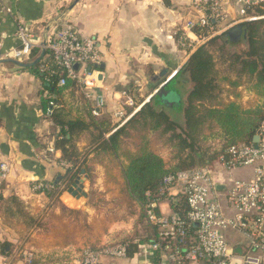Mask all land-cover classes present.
Returning <instances> with one entry per match:
<instances>
[{
  "label": "crops",
  "instance_id": "1",
  "mask_svg": "<svg viewBox=\"0 0 264 264\" xmlns=\"http://www.w3.org/2000/svg\"><path fill=\"white\" fill-rule=\"evenodd\" d=\"M223 10L224 21H214L215 28L222 31L242 23L237 22L233 3H226ZM259 10L264 13V9ZM195 16L192 0H0V44L4 50L19 46L17 31L21 27L32 34L31 41L39 49L37 56L50 28H71L81 38L96 39L101 59L90 98L78 85L53 94L45 91L34 75L21 70L26 68L0 67V164L7 168L4 176L0 171V264H27L25 253L35 255L33 264H78L76 250L100 247L99 242L88 247V236L83 240L73 231L90 225L94 217L90 182L84 170L70 180L63 178L70 164L55 148L60 128L51 115L56 110L66 119L87 123L94 118L108 119L119 127L124 125L152 95L137 99L138 95L129 93L130 82L153 74L159 83L155 91L177 75L192 52L179 46L178 36L185 34V23ZM250 16L251 20L264 18L253 10ZM96 95L104 97V106L97 107ZM91 137L92 129L74 140L76 151L87 153L88 171L96 162ZM215 170L220 172L215 177L220 184L247 182L254 174L252 167L224 170L215 166ZM76 181L82 184L86 197L69 192L76 191ZM38 185L47 188L36 189ZM218 187L216 194L220 196L226 189ZM50 189L56 190L52 197L45 194ZM227 238L234 246L244 243L238 235ZM104 263L161 261L158 257L146 261L106 258Z\"/></svg>",
  "mask_w": 264,
  "mask_h": 264
},
{
  "label": "built area",
  "instance_id": "2",
  "mask_svg": "<svg viewBox=\"0 0 264 264\" xmlns=\"http://www.w3.org/2000/svg\"><path fill=\"white\" fill-rule=\"evenodd\" d=\"M229 2L237 7V22L251 20L250 12L255 7L264 9V0H192L196 16L185 23L181 46L192 51L216 35L220 30L213 22L223 23V7ZM196 29L198 33L194 32ZM17 35L18 47L4 50L0 44V60L33 61L32 34L21 27ZM44 42L45 50L62 68L65 78L74 80L90 98L97 69H89V65L97 66L101 61L96 39L81 38L71 28L53 27ZM74 65L78 68L74 69ZM65 78L58 81L59 87L65 85ZM95 100L98 108L104 106V97L96 95ZM255 136L257 143L230 147L227 158L220 157L212 167L177 172L164 178L159 191L164 200H150L144 207L147 220L156 227L157 239L138 244L133 259L146 261L148 257H158L161 264H264V119ZM215 166L224 170L252 167L253 178L247 182L216 183L215 177L220 172ZM0 171L4 176L5 164H0ZM218 185L226 189L220 196L216 194ZM42 188L47 186L38 185L36 189ZM181 197L186 205L182 215L177 208ZM227 235L241 236L244 243L234 246ZM25 257L27 264H33L34 254L25 253ZM106 258L128 259L127 245L116 241L83 250L78 264H105Z\"/></svg>",
  "mask_w": 264,
  "mask_h": 264
},
{
  "label": "trees",
  "instance_id": "3",
  "mask_svg": "<svg viewBox=\"0 0 264 264\" xmlns=\"http://www.w3.org/2000/svg\"><path fill=\"white\" fill-rule=\"evenodd\" d=\"M253 11L259 16L264 14L259 7L253 8ZM241 27L242 35L238 42L231 41L222 33L211 37L190 54L177 75L165 86L166 91L179 96L178 101L161 95L160 91L120 127L108 119L94 118L87 123L80 119H66L62 112L56 110L51 115L55 125L60 128L55 148L61 152L62 160L70 164L63 176L65 180L72 179L83 170L85 173L88 171L87 153L79 154L74 146L75 138L87 130L92 129L90 148L93 152L109 153L115 159H118L120 143L129 136V130L159 132L162 136L168 135V141L173 142L176 150L173 165L166 166L161 157L141 147L137 154L128 156V163L121 168L124 192L132 205L141 209V219L144 217L145 224L151 229L144 238L134 234L119 240L127 245V258H134L138 253V244L153 243L157 239L156 227L147 220L144 207L150 200H164L159 193L164 178L177 172L212 167L220 157L227 158L226 151L230 147L251 143L259 123L264 119V18L244 21ZM194 32L198 33V29ZM180 38L181 34L178 36L179 46L189 53V49L181 46ZM212 47L221 55L222 64L227 65L228 72L236 78L234 81L224 80H228L231 87L239 86V82L244 80L260 98L258 105L242 108L236 102L225 104L218 101L222 89L218 83L216 61L209 49ZM38 51L37 48L33 49L30 58L34 59ZM43 66L47 69L43 70ZM89 69H99V65H89ZM21 70L30 72L39 79L45 91L53 94H60L61 90L69 87L77 88L74 80L65 78L62 68L53 61L48 50L33 67ZM61 78H65L63 87L58 86ZM169 99L172 100L170 108L163 103ZM213 126L219 132L221 145L214 150L204 149L200 145L204 140L202 133ZM140 139L144 141L146 137L143 135ZM55 192V189H50L45 194L52 197ZM16 205L18 211L22 212L20 206ZM177 208L181 215L186 210L182 197Z\"/></svg>",
  "mask_w": 264,
  "mask_h": 264
},
{
  "label": "rangeland",
  "instance_id": "4",
  "mask_svg": "<svg viewBox=\"0 0 264 264\" xmlns=\"http://www.w3.org/2000/svg\"><path fill=\"white\" fill-rule=\"evenodd\" d=\"M209 49L219 71L218 83L222 93L218 101L225 104L236 102L242 108H252L258 105L261 102L260 98L250 85L244 83V80L240 81L237 87H231L228 80H224L226 78L229 81H234L236 78L234 74L228 72L227 65L222 64L221 55L216 48L212 47ZM127 77L129 78L130 76ZM154 77L157 78L153 74L147 73V75H141L136 82L131 81L128 86L129 93L138 95L137 99L140 97L145 98L150 93L153 94L154 89L159 86L158 82L155 83ZM134 79H138V77H134ZM137 89H141V92L137 91ZM177 97L179 96L175 93V95L171 96V99L176 100ZM171 102L172 100L170 99L163 101L165 107L168 108H170ZM143 135L146 137L144 140L146 143L140 139V136ZM202 136L204 138L200 142L202 148L214 150L220 147L219 132L215 126L205 129ZM141 147L161 157L166 166L174 164L173 157L176 150L173 148V142L168 141V135L162 136L159 132L148 133L129 130V136L124 137L120 143L118 159H115L109 153L98 152L94 154L96 161L95 165H93L94 169L90 168L85 173L88 175L90 182L91 199L89 203L94 207V217L90 220V225L85 224L82 229H73L77 235L81 234L83 240L87 239L88 236V247H92L94 244L97 245L98 242L101 243L100 246L116 242L130 233V236L135 234L136 237L141 238L150 234V226L145 224L144 217L141 219V209L136 205H132L124 192V182L121 175V168L128 163V156L137 154ZM96 185H98L97 188ZM97 237L98 240L96 241ZM79 250L74 252V257L77 260L83 251Z\"/></svg>",
  "mask_w": 264,
  "mask_h": 264
},
{
  "label": "water",
  "instance_id": "5",
  "mask_svg": "<svg viewBox=\"0 0 264 264\" xmlns=\"http://www.w3.org/2000/svg\"><path fill=\"white\" fill-rule=\"evenodd\" d=\"M222 33H225L228 37H229V39L231 40V41H236V42H238L239 40H240V38H241V35H242V27H241V23L240 24H237V25H234V26H232V27H229V28H227V29H225V30H222V31H220V32H218L216 35H220V34H222ZM216 35H214V36H216ZM213 36V37H214ZM207 41H205L204 43H202L201 45H203V44H205ZM200 45V46H201ZM199 47V46H198ZM198 47H196L194 50H196ZM40 48H41V51H40V53H39V55L33 60V61H31V62H19V61H15V60H11V59H7V60H0V67L1 66H4V65H12V66H14V67H18V68H30V67H33L36 63H38L40 60H41V58L44 56V54H45V42L43 41V43L40 45ZM194 50H192V52H194ZM191 52V53H192ZM188 59V58H187ZM186 59V60H187ZM186 62V61H185ZM184 62V63H185ZM184 65V64H183ZM182 65V66H183ZM78 68V65H74V69H77ZM172 77H170L169 79H168V81L171 79ZM167 81V82H168ZM167 82H164L158 89H156L154 92H153V94L144 102V103H146V102H148L149 100H150V98L153 96V95H155L156 93H158V92H160L161 91V95H164V96H173V93H170V92H168V91H166L165 90V86H166V84H167ZM175 95V94H174ZM179 100V97H177L176 98V101H178ZM143 103V104H144ZM142 104V105H143ZM141 105V106H142ZM140 106V107H141ZM140 107L135 111V113L140 109ZM253 142L254 143H257L258 142V137L257 136H255V137H253ZM73 188H75V190L76 191H73L72 192V189H69V192H71L74 196H78V197H86V194H85V192L84 191H82V189H83V186H82V184L79 182V181H76L74 184H73ZM217 188L219 189V188H221V187H218L217 186ZM79 193V194H78ZM234 264H235V262H234Z\"/></svg>",
  "mask_w": 264,
  "mask_h": 264
}]
</instances>
